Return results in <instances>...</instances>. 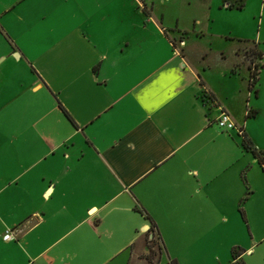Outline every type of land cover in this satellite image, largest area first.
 Segmentation results:
<instances>
[{
    "label": "crops",
    "instance_id": "crops-1",
    "mask_svg": "<svg viewBox=\"0 0 264 264\" xmlns=\"http://www.w3.org/2000/svg\"><path fill=\"white\" fill-rule=\"evenodd\" d=\"M169 22L143 0H0V264H202L240 247L237 204L264 174L236 131L262 151L247 126L264 78L247 88L248 41L225 39L227 58L207 24ZM248 226L264 239V220Z\"/></svg>",
    "mask_w": 264,
    "mask_h": 264
},
{
    "label": "rangeland",
    "instance_id": "rangeland-1",
    "mask_svg": "<svg viewBox=\"0 0 264 264\" xmlns=\"http://www.w3.org/2000/svg\"><path fill=\"white\" fill-rule=\"evenodd\" d=\"M245 1L246 5L238 11L225 12L220 9V0H143L145 7L150 8L153 15L163 13L164 21L166 22V19L170 21L169 25L176 20L179 29L184 30L188 35L191 31L192 21H194L195 29L197 27L201 29L203 25L206 26L207 24V37L204 38L211 48L222 49L227 58L230 45L225 42V39L248 41L239 43L237 45L238 50L243 61H245V67L247 69L254 67L257 70L262 57L258 60L256 55L257 53L264 54V1ZM261 1H263L262 5H260ZM218 7L219 9H217ZM173 45L175 48L177 47V44L173 43ZM214 62L211 60L210 65L214 66ZM258 69L264 78V66ZM258 104L260 107L257 117L248 123L247 128L254 137L255 143L260 147L259 149L264 150V104L261 102ZM257 183L261 186V181H257ZM263 208V189H260L250 200H246L240 205L243 218L246 221V228L241 224V231L232 237L234 241L240 244V247L237 246L236 248L242 251L239 262L230 261L228 250L233 246L224 245L213 252H206L202 264H218L212 259L213 255L219 258L221 264H264V239L257 240L260 235L258 230L254 231L251 228L250 233L247 229L248 225H256L264 220ZM230 239L231 237L227 235L224 241L227 243ZM253 239L257 241L254 242ZM146 248L148 250L147 260H151L155 253L160 252L155 240L147 243ZM160 254L162 256L160 264H164L166 258L163 252Z\"/></svg>",
    "mask_w": 264,
    "mask_h": 264
},
{
    "label": "trees",
    "instance_id": "trees-1",
    "mask_svg": "<svg viewBox=\"0 0 264 264\" xmlns=\"http://www.w3.org/2000/svg\"><path fill=\"white\" fill-rule=\"evenodd\" d=\"M241 1L242 0H237L236 1V6L233 7L234 10H239L241 8ZM223 2L225 3L226 0H223ZM183 35H185L184 33H180L179 34V38H181ZM237 42H240L238 40H236ZM256 57H258V60H260L261 58V63L260 65L258 66V68L260 67H263L264 66V54H261V53H257ZM253 69H248V76H247V88H251L255 82V77H256V68L252 67ZM257 68V69H258ZM240 136V144H241V147L243 150L249 152V154L254 158L255 162L260 166V169L262 171V173L264 174V167L261 166V158L262 156L264 155V150L262 151H256L253 146L251 145V143L249 142V140L245 137V135L242 133L241 130H239V133L237 134ZM245 198H242L239 203L237 204V213L241 219V221L244 223V219H243V215H242V212H241V209H240V205L241 203L243 202ZM139 212V211H138ZM145 219H146V216H144ZM150 234V236L152 237L153 233L150 229V227L147 228V231H146V234ZM150 237V240L149 242H152V238ZM155 238V237H154ZM158 249H160V246L158 245ZM241 254L240 250L237 249V248H231L229 250V256H230V259L231 261H235L239 255ZM164 264H176L174 261L172 260H167Z\"/></svg>",
    "mask_w": 264,
    "mask_h": 264
},
{
    "label": "built area",
    "instance_id": "built-area-1",
    "mask_svg": "<svg viewBox=\"0 0 264 264\" xmlns=\"http://www.w3.org/2000/svg\"><path fill=\"white\" fill-rule=\"evenodd\" d=\"M213 123L215 127L220 131H228L231 129H235L226 112L222 110H219L218 114L213 120ZM236 133H239V129L236 131ZM261 166L264 167V155L261 158ZM13 238V233L9 230L4 231L1 235L2 241H10L13 240Z\"/></svg>",
    "mask_w": 264,
    "mask_h": 264
}]
</instances>
